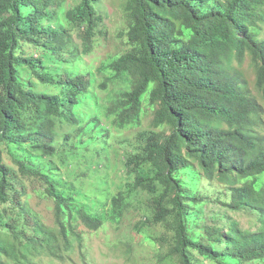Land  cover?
<instances>
[{"label":"trees","instance_id":"1","mask_svg":"<svg viewBox=\"0 0 264 264\" xmlns=\"http://www.w3.org/2000/svg\"><path fill=\"white\" fill-rule=\"evenodd\" d=\"M57 5L0 0V264H66L82 248L81 228L116 222L134 193L149 197V225L165 230L161 262L264 264V119L245 69L264 98V0H122L125 50L82 72L58 64L78 59L75 28L82 54H92L99 0H79L62 16ZM28 45L39 56L26 55ZM41 82L60 93L36 89ZM77 114L91 129L60 152L55 144L65 124H80ZM147 115L150 128L121 143L131 181L111 210L81 204L61 171L75 161L67 177L81 164L97 172L92 158L108 150L110 130L137 129ZM214 185L224 213L208 217ZM29 186L53 203L52 226L31 207ZM229 212L255 223L244 229Z\"/></svg>","mask_w":264,"mask_h":264},{"label":"rangeland","instance_id":"2","mask_svg":"<svg viewBox=\"0 0 264 264\" xmlns=\"http://www.w3.org/2000/svg\"><path fill=\"white\" fill-rule=\"evenodd\" d=\"M61 5L53 6L61 16L66 10L70 9L79 0H58ZM122 0H99V11L103 16V21L99 26L98 35L94 40L93 52L90 55L82 54V44L78 28L72 29V40L76 46L78 59L75 62L58 64L63 68L75 69L77 72H82L85 63L91 66H99L103 62L111 61L115 56L121 54L125 50V38L121 37V33L125 32L126 26L122 13H120V3ZM264 36V35H263ZM34 54L35 57L39 56L40 51L28 45L25 47V54ZM54 62L53 60H51ZM50 62V65L52 64ZM55 63V62H54ZM247 70V79L254 95L257 96L258 102L263 110L264 119V98L257 93L254 88L255 76L251 70L245 66ZM60 71V70H58ZM65 75V73L61 72ZM36 87V85H35ZM36 89L49 92L53 95H58L60 89L56 88L53 84H44L41 82ZM98 103L102 101L96 96ZM88 110V109H87ZM90 110V108H89ZM85 113V112H84ZM80 124L76 125L65 124L64 130L61 131L58 142L55 144L59 151L69 148L76 138L77 132L83 129H91L89 121L86 116H79ZM103 118V117H102ZM102 121V119H101ZM151 116L147 115L142 122L141 127L137 129H126L115 131L110 130L108 134L109 143L107 144L108 150L101 155L92 158L95 161L94 169L97 172L88 170V164H81L75 169V174L67 177V171L75 164L71 162L67 168L61 171L63 183L73 187V193H76L80 203L97 202L104 205L107 211L112 208V199L118 192L124 191L126 184L130 183V178L125 173L123 167V153L121 143H133L135 135L141 130L150 128ZM103 129L107 131L110 126L105 121L99 122ZM76 127V128H75ZM100 129V128H99ZM98 129V132H99ZM92 131L88 135L93 137L97 135V131ZM261 134H264L260 131ZM70 135L71 138L66 141V136ZM85 137V140L89 138ZM94 148L100 149L99 145ZM6 163L14 166L8 156L5 157ZM55 163L59 164L60 157L55 158ZM215 192L209 193L211 198L214 199L212 203L208 201V207L204 209L206 216L210 217L217 212H223V206L217 202L220 198V191L222 187L214 185ZM30 205L33 210L40 213L44 218V222L48 226L53 225L52 211L53 203L49 201L36 187L29 186ZM149 197L146 194L134 193L129 198V201L123 206L120 217L116 222L106 221L105 225L98 232H88L86 229L81 228L84 236L82 248L79 249L75 245V251L69 256L66 264H169L161 262L167 252V246H163L159 241L160 237L165 233L162 226L149 225L148 219L150 215L146 211V204L148 206ZM146 203V204H145ZM100 211V207L97 209ZM103 211H100L102 213ZM229 214L240 222L241 227L249 229L255 223L253 219L247 214L233 213ZM80 247V246H79ZM42 261V260H40ZM208 263V262H205ZM42 264H61L50 260H45Z\"/></svg>","mask_w":264,"mask_h":264}]
</instances>
